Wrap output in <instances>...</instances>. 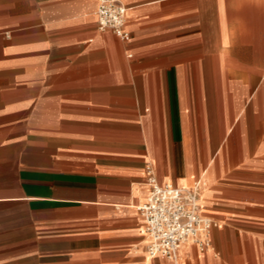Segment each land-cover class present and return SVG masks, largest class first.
<instances>
[{"label":"crops","instance_id":"crops-1","mask_svg":"<svg viewBox=\"0 0 264 264\" xmlns=\"http://www.w3.org/2000/svg\"><path fill=\"white\" fill-rule=\"evenodd\" d=\"M119 1L128 42L97 0H0V264H173L146 252L147 164L207 183L212 249L177 264H264V0Z\"/></svg>","mask_w":264,"mask_h":264},{"label":"built area","instance_id":"built-area-1","mask_svg":"<svg viewBox=\"0 0 264 264\" xmlns=\"http://www.w3.org/2000/svg\"><path fill=\"white\" fill-rule=\"evenodd\" d=\"M127 11L119 0H97L98 31H109L121 42H128L130 33L125 29ZM145 176L149 196L139 210L145 222L148 257L162 256L177 264L179 250L189 242L199 252L210 251V234L217 223L200 215V181L189 190L171 184L161 185L151 164L146 165Z\"/></svg>","mask_w":264,"mask_h":264},{"label":"rangeland","instance_id":"rangeland-1","mask_svg":"<svg viewBox=\"0 0 264 264\" xmlns=\"http://www.w3.org/2000/svg\"><path fill=\"white\" fill-rule=\"evenodd\" d=\"M241 127V126H240ZM243 132H248V126H244V130H243ZM217 142H215V144H216ZM222 143V142H221ZM224 143V142H223ZM233 143V145H234V147H237V146H235V145H237V143L236 142H232ZM240 143H242V142H240ZM247 143L248 142H243V144H244V146H247ZM234 149V148H233ZM233 149H232V151H233ZM232 151H230L229 153H225V151H224V156L222 157L223 159H222V161H224V162H222L223 164H224V166L226 167V170H229V172L228 173H231L234 169H235V167L237 166V163L235 164V161H236V158H235V156H236V154H235V152L233 153ZM234 151H235V149H234ZM257 154H259V153H257ZM251 155H253L252 157H254L255 159L256 158H259L258 156H260V154L259 155H256L255 154V156H254V154H252L251 153ZM251 157V158H252ZM234 160V161H233ZM226 174V173H225ZM197 181H200V189H199V191H200V197H199V202H200V200H201V198H202V194H203V189H207L208 187H207V183L205 184V179L204 178H201V179H199V180H197ZM196 181V182H197ZM195 182V183H196ZM205 184V185H204ZM249 191H251V190H249ZM250 200H252L253 201V198L252 197H250L249 198ZM257 223V226H258V228H256L257 230L256 231H254V234H252L250 237H248V236H246V238L247 239H255L256 240V243H258L259 245H260V250L261 251H263L264 250V220H262V221H257L256 222ZM253 227V226H252ZM261 227H263V228H261ZM261 228V229H260ZM242 235H244V234H242ZM236 237L238 238V237H240V233H236ZM249 242V241H248ZM247 242H245L244 241V244H246ZM263 254V253H262Z\"/></svg>","mask_w":264,"mask_h":264}]
</instances>
